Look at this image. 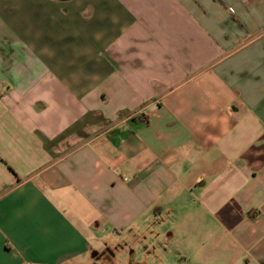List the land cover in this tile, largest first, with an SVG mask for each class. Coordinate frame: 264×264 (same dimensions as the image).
<instances>
[{
	"label": "crops",
	"instance_id": "1",
	"mask_svg": "<svg viewBox=\"0 0 264 264\" xmlns=\"http://www.w3.org/2000/svg\"><path fill=\"white\" fill-rule=\"evenodd\" d=\"M96 253L264 264V0H0V264Z\"/></svg>",
	"mask_w": 264,
	"mask_h": 264
},
{
	"label": "flooded vegetation",
	"instance_id": "2",
	"mask_svg": "<svg viewBox=\"0 0 264 264\" xmlns=\"http://www.w3.org/2000/svg\"><path fill=\"white\" fill-rule=\"evenodd\" d=\"M108 261H110V257L103 253H96L92 256V262L91 264H106Z\"/></svg>",
	"mask_w": 264,
	"mask_h": 264
},
{
	"label": "built area",
	"instance_id": "3",
	"mask_svg": "<svg viewBox=\"0 0 264 264\" xmlns=\"http://www.w3.org/2000/svg\"><path fill=\"white\" fill-rule=\"evenodd\" d=\"M143 120H146L145 118H143Z\"/></svg>",
	"mask_w": 264,
	"mask_h": 264
},
{
	"label": "rangeland",
	"instance_id": "4",
	"mask_svg": "<svg viewBox=\"0 0 264 264\" xmlns=\"http://www.w3.org/2000/svg\"><path fill=\"white\" fill-rule=\"evenodd\" d=\"M115 264H117V263H115Z\"/></svg>",
	"mask_w": 264,
	"mask_h": 264
}]
</instances>
